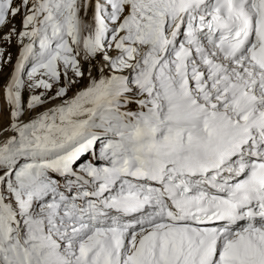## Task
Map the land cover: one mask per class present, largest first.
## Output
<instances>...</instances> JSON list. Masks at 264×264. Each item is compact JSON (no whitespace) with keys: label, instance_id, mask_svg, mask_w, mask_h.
I'll return each mask as SVG.
<instances>
[{"label":"snow or ice","instance_id":"6c2138e0","mask_svg":"<svg viewBox=\"0 0 264 264\" xmlns=\"http://www.w3.org/2000/svg\"><path fill=\"white\" fill-rule=\"evenodd\" d=\"M0 80V264H264V0H0Z\"/></svg>","mask_w":264,"mask_h":264},{"label":"rangeland","instance_id":"374dc122","mask_svg":"<svg viewBox=\"0 0 264 264\" xmlns=\"http://www.w3.org/2000/svg\"><path fill=\"white\" fill-rule=\"evenodd\" d=\"M17 25H19V20H17ZM12 51H13V53H15V49H13ZM2 84H3V80H0V85H2Z\"/></svg>","mask_w":264,"mask_h":264}]
</instances>
